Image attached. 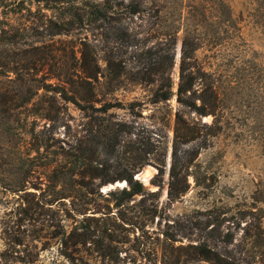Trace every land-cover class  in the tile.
I'll return each instance as SVG.
<instances>
[{
  "label": "rangeland",
  "instance_id": "1",
  "mask_svg": "<svg viewBox=\"0 0 264 264\" xmlns=\"http://www.w3.org/2000/svg\"><path fill=\"white\" fill-rule=\"evenodd\" d=\"M175 1L141 0L139 13L117 14L98 26L87 24L90 0H0V264H170L174 254L169 256L167 243L179 253L177 264H264V104L240 109L251 133L226 128L198 152L193 142L177 144V160L188 165L187 185L179 196L167 197L178 104L174 94L153 102L152 92L167 71L175 92L182 31L167 30L178 15ZM255 1L224 0L248 57L264 66ZM211 19L205 16L203 23ZM62 22L60 33L52 34V24ZM207 48L196 56L220 57ZM85 51L110 57L114 72L123 67L115 76L98 74L96 97L117 104L104 113L96 109L101 101L84 113L53 91L54 85L69 88L63 80L77 82ZM109 119L129 124L133 133L152 129L165 136L164 170L157 174L153 164L138 166L130 151L123 153L138 143L134 134H124L120 147L107 152L97 131ZM69 161L79 166L53 183V166L65 170ZM128 172L145 178L142 192L123 199L125 179L100 184ZM258 225L260 237L253 236ZM226 232L233 233L231 242L223 240ZM196 243L223 261L189 257L185 246Z\"/></svg>",
  "mask_w": 264,
  "mask_h": 264
},
{
  "label": "trees",
  "instance_id": "2",
  "mask_svg": "<svg viewBox=\"0 0 264 264\" xmlns=\"http://www.w3.org/2000/svg\"><path fill=\"white\" fill-rule=\"evenodd\" d=\"M208 1L176 0L174 2L178 15L172 18V22L177 20V25L173 26L171 22L167 30L175 33L180 28L182 31L175 92L173 93L171 90L172 81L169 71L166 72L165 81L160 82L152 92L153 102L165 101L174 94L178 104L173 112L170 159L167 168L166 193L169 199H174L182 194L187 185L186 167L188 165L177 160V144L193 142L196 144V152H198L206 141L226 128L236 130L237 133L242 132V128H246L248 133H251L253 126L246 122V116L242 114L240 109L243 104H248L246 106L251 104L250 110L257 104H264V78H259L264 77V66L257 64L251 57H248L247 50L243 48V38L240 35L237 18L233 16L230 6L224 0L210 2L213 4H209ZM255 3L258 8L253 15L259 33L264 36V0H256ZM141 5V0H90L86 11L87 24L98 23V26L109 24L116 18L115 15L117 14L134 15L139 13ZM209 15L213 19L208 23H203L206 21L205 16ZM63 25L65 22L53 23L51 33H60V28ZM201 33L202 35H200ZM220 33H222L221 37ZM206 38H208V44L203 42ZM203 46L212 51L211 56H215L217 52L220 53V57H213L214 60L199 59L196 56V51ZM99 59H103L105 63L103 67L98 64ZM77 62L79 70L77 82L63 80V83L70 85L67 89L59 85L53 86V91L58 93L59 98L74 103L84 113H87L88 109H94L93 103L98 101H101V104L96 109L102 113L117 105L110 104V101L104 98H97L96 84L98 83V74L101 76L102 70H105L109 76L110 73L115 76L122 73L123 67L120 66V70L114 72L115 63L110 57L98 58L89 51L81 52ZM168 63H172L171 54L168 55ZM256 64L261 67L260 72L254 71ZM253 72L257 75H254ZM49 85L48 83L45 86L48 87ZM244 88L249 90L245 96L242 93ZM207 115L211 116V120L209 122L202 121V117ZM240 115L243 118L241 123L238 121ZM138 132L130 131L129 124L125 122L109 119L99 127L97 138L102 145L104 144V148H108L107 152H114L115 146L120 147V141L124 134H134L135 143H138L132 144L129 146L130 149L123 150V153L127 150L130 151L133 163H137L138 166L146 163L153 164L157 168V174H159L165 166L164 159L167 150L165 136L163 139L160 132L152 129H141ZM157 147L159 148L158 153L155 152ZM80 160L83 163L82 156H80ZM78 166L75 161H69L68 168L65 170H60V165L53 166L51 171L52 182L57 181L58 174L63 175L68 172L72 174L74 167ZM132 172H128L125 176L119 175L116 178H101L100 184H106L115 179H125L128 189L123 188L120 194L123 195V199L129 198L133 194L143 191L141 182L133 178ZM260 232L261 228L258 225L255 227L253 236L260 237ZM163 236L164 239H171L166 233H163ZM223 237L224 241L231 242L233 233L226 232ZM165 247L168 248L169 256L174 254V259L169 263L177 264V258L180 257L179 253L175 252L170 243H167ZM185 248L190 249L187 255L191 258L209 259L214 262L223 261L214 250L203 243L187 244Z\"/></svg>",
  "mask_w": 264,
  "mask_h": 264
},
{
  "label": "bare ground",
  "instance_id": "3",
  "mask_svg": "<svg viewBox=\"0 0 264 264\" xmlns=\"http://www.w3.org/2000/svg\"><path fill=\"white\" fill-rule=\"evenodd\" d=\"M142 180L145 181V178H143ZM117 184H119V183H117ZM109 186H111V184H110ZM105 188H106V187H104L103 189H105Z\"/></svg>",
  "mask_w": 264,
  "mask_h": 264
},
{
  "label": "water",
  "instance_id": "4",
  "mask_svg": "<svg viewBox=\"0 0 264 264\" xmlns=\"http://www.w3.org/2000/svg\"><path fill=\"white\" fill-rule=\"evenodd\" d=\"M178 52H179V50H178ZM136 179H139V178H136ZM140 181H142V180H140Z\"/></svg>",
  "mask_w": 264,
  "mask_h": 264
}]
</instances>
